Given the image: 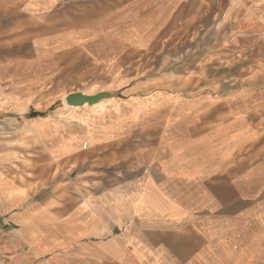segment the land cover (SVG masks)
I'll list each match as a JSON object with an SVG mask.
<instances>
[{
	"label": "crops",
	"instance_id": "crops-1",
	"mask_svg": "<svg viewBox=\"0 0 264 264\" xmlns=\"http://www.w3.org/2000/svg\"><path fill=\"white\" fill-rule=\"evenodd\" d=\"M263 3L91 0L68 13L55 44L82 47L90 82L116 95L50 115L28 106L18 123L0 107V130L61 138L52 158L88 139L116 178L62 216L37 264H264V33L243 28ZM10 193L20 217L37 212V193Z\"/></svg>",
	"mask_w": 264,
	"mask_h": 264
},
{
	"label": "rangeland",
	"instance_id": "rangeland-1",
	"mask_svg": "<svg viewBox=\"0 0 264 264\" xmlns=\"http://www.w3.org/2000/svg\"><path fill=\"white\" fill-rule=\"evenodd\" d=\"M42 1L45 0H0V107L4 111L2 117L16 123L28 106L30 114L38 108L50 115L65 104L64 96L69 92L95 93L102 88L91 83L85 73L94 65L84 61L82 47L73 51L65 43L60 48L55 44L58 37L66 39L72 28L66 25L68 13L72 17L73 10L91 0H53V8L43 11L38 5ZM58 13L59 19L55 21L63 24L50 25L51 20L45 18ZM246 17L243 28L264 33V3L259 9L247 11ZM226 28L219 24L220 32H227ZM193 76L187 74L185 80L191 81ZM109 78L108 73L107 87H113L115 84L109 85ZM148 78L144 74L140 79ZM68 108L61 116H72ZM18 133L17 127L11 128L10 133L0 130V179L7 181L10 191L24 196L37 193L40 203L30 198L26 205L38 209L37 212L20 217L17 212L25 205L19 206L18 200H14L18 195L8 194L9 190H4L3 181L0 182V264H37L41 258L50 257L46 249L57 237L56 227L66 225L67 218L62 216L115 182V160L99 165L92 158H98L100 149L88 139L79 143L80 152L74 158L65 152L52 158L50 148L61 138L22 139Z\"/></svg>",
	"mask_w": 264,
	"mask_h": 264
},
{
	"label": "water",
	"instance_id": "water-1",
	"mask_svg": "<svg viewBox=\"0 0 264 264\" xmlns=\"http://www.w3.org/2000/svg\"><path fill=\"white\" fill-rule=\"evenodd\" d=\"M114 95H116V92H112V91H100L92 95L86 94L82 91H77V92L69 93L66 96L65 101L67 105L70 106H80L83 104L94 105L99 101H101L102 99Z\"/></svg>",
	"mask_w": 264,
	"mask_h": 264
},
{
	"label": "bare ground",
	"instance_id": "bare-ground-1",
	"mask_svg": "<svg viewBox=\"0 0 264 264\" xmlns=\"http://www.w3.org/2000/svg\"><path fill=\"white\" fill-rule=\"evenodd\" d=\"M66 98V97H65ZM67 104V103H66ZM87 105V104H86ZM68 107H75V106H70V105H67Z\"/></svg>",
	"mask_w": 264,
	"mask_h": 264
}]
</instances>
